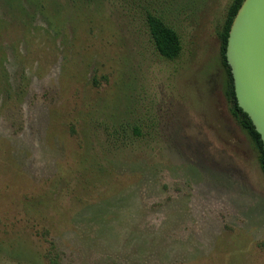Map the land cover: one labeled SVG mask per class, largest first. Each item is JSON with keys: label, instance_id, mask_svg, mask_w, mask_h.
<instances>
[{"label": "rangeland", "instance_id": "1", "mask_svg": "<svg viewBox=\"0 0 264 264\" xmlns=\"http://www.w3.org/2000/svg\"><path fill=\"white\" fill-rule=\"evenodd\" d=\"M148 1L0 0V264H264V174L224 94L232 0Z\"/></svg>", "mask_w": 264, "mask_h": 264}, {"label": "water", "instance_id": "2", "mask_svg": "<svg viewBox=\"0 0 264 264\" xmlns=\"http://www.w3.org/2000/svg\"><path fill=\"white\" fill-rule=\"evenodd\" d=\"M239 107L250 117L264 143V0H245L228 39Z\"/></svg>", "mask_w": 264, "mask_h": 264}, {"label": "trees", "instance_id": "3", "mask_svg": "<svg viewBox=\"0 0 264 264\" xmlns=\"http://www.w3.org/2000/svg\"><path fill=\"white\" fill-rule=\"evenodd\" d=\"M76 4L85 5H97L106 0H70ZM126 1L132 3L148 2V0H116ZM245 0H232L228 11L224 25L219 32V38L221 41V62L225 71V98L229 104V110L246 134L253 147L258 154V162L260 168L264 174V143L261 139V135L257 132L250 117L239 107L238 100L235 93L234 78L226 58V51L228 45V39L233 21L241 8ZM150 4V3H149ZM146 13V25L149 29L154 48L158 54L166 60L174 61L178 59L182 53V43L179 34L174 28H172L165 20L164 16L158 13L155 9H145ZM53 248V247H52ZM54 250V249H53ZM53 250L48 255L52 264H59L58 254Z\"/></svg>", "mask_w": 264, "mask_h": 264}]
</instances>
